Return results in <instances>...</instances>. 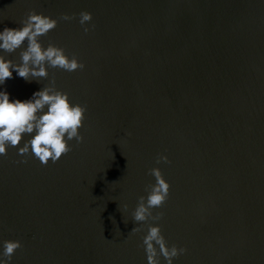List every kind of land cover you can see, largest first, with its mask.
Segmentation results:
<instances>
[{
	"label": "water",
	"instance_id": "95a60500",
	"mask_svg": "<svg viewBox=\"0 0 264 264\" xmlns=\"http://www.w3.org/2000/svg\"><path fill=\"white\" fill-rule=\"evenodd\" d=\"M32 9L59 20L42 42L86 67L2 87L23 100L54 79L87 112L57 163L0 157L13 264H147L151 223L188 249L174 264H264V0H0V30ZM154 167L171 185L163 216L132 232Z\"/></svg>",
	"mask_w": 264,
	"mask_h": 264
},
{
	"label": "clouds",
	"instance_id": "9594fccd",
	"mask_svg": "<svg viewBox=\"0 0 264 264\" xmlns=\"http://www.w3.org/2000/svg\"><path fill=\"white\" fill-rule=\"evenodd\" d=\"M73 18L68 14L61 17L65 21ZM92 20V12L85 10L79 13V23L85 33L91 31L87 25ZM58 23V19L32 9L18 27L0 30V157L7 156L9 148H16L18 156L32 155L43 165L55 164L72 150L70 141L83 142L80 129L84 125L87 108L74 103L68 92L58 89L54 79L23 100L10 98V93L2 87L13 78V73L26 82L40 83L48 80L50 68L74 72L86 67L65 48L42 42L41 37L55 29ZM16 52L19 53L18 61L9 55ZM161 161L169 162L166 155L158 157L157 163ZM18 162L26 163L27 160ZM149 172L155 177V183L149 185L146 196L139 197L132 212V220L138 226L132 232H139L149 220L161 219L163 213L154 215L153 210L161 208L170 195L171 185L161 169L154 167ZM143 246L147 264H161V257L165 264H174L176 258L188 251L176 244L169 246L159 223L148 224ZM20 248L22 243L18 239L0 241V264H13V257Z\"/></svg>",
	"mask_w": 264,
	"mask_h": 264
}]
</instances>
